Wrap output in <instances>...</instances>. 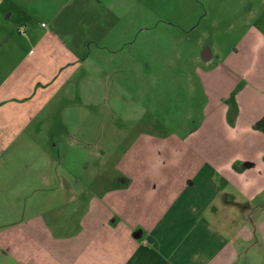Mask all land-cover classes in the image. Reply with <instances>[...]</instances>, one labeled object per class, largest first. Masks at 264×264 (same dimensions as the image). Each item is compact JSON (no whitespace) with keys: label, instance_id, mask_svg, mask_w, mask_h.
<instances>
[{"label":"crops","instance_id":"0c3cea01","mask_svg":"<svg viewBox=\"0 0 264 264\" xmlns=\"http://www.w3.org/2000/svg\"><path fill=\"white\" fill-rule=\"evenodd\" d=\"M34 1L0 0V264H264L263 40L242 38L223 62L204 52L190 126L120 128L100 159L77 162L27 127L75 60L51 32L10 41ZM76 162L86 175H68Z\"/></svg>","mask_w":264,"mask_h":264},{"label":"rangeland","instance_id":"374dc122","mask_svg":"<svg viewBox=\"0 0 264 264\" xmlns=\"http://www.w3.org/2000/svg\"><path fill=\"white\" fill-rule=\"evenodd\" d=\"M36 1L32 22L11 20L10 41L25 34L20 27L38 37L51 32L75 60H69V82L60 83L53 102L27 127L41 129L33 136L38 143L57 144L55 154L77 162L100 159L98 147L113 146L120 128L177 129L187 116L190 126L204 97L198 72L207 66L204 52L223 62L242 38L264 42V0ZM138 106L148 109L139 118ZM133 138L120 141L126 147ZM77 162L69 176L87 174ZM65 211L61 201L60 216L73 220Z\"/></svg>","mask_w":264,"mask_h":264},{"label":"trees","instance_id":"16d2710c","mask_svg":"<svg viewBox=\"0 0 264 264\" xmlns=\"http://www.w3.org/2000/svg\"><path fill=\"white\" fill-rule=\"evenodd\" d=\"M257 128L264 133V117L258 122Z\"/></svg>","mask_w":264,"mask_h":264},{"label":"built area","instance_id":"2783aa9c","mask_svg":"<svg viewBox=\"0 0 264 264\" xmlns=\"http://www.w3.org/2000/svg\"><path fill=\"white\" fill-rule=\"evenodd\" d=\"M19 32H20V33L25 32V31H24V27H20V28H19Z\"/></svg>","mask_w":264,"mask_h":264}]
</instances>
